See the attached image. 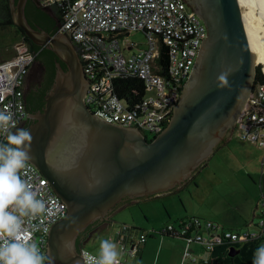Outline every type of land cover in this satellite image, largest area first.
Masks as SVG:
<instances>
[{"label": "water", "instance_id": "95a60500", "mask_svg": "<svg viewBox=\"0 0 264 264\" xmlns=\"http://www.w3.org/2000/svg\"><path fill=\"white\" fill-rule=\"evenodd\" d=\"M8 1L13 24L66 65L55 62L44 107L33 115L28 162L66 205L47 233L45 253L52 264H85L76 239L89 225L129 200L182 186L227 139L253 84V48L237 0H186L206 37L169 121L147 139L95 116L83 100L87 84L70 40L34 29L24 14L26 0Z\"/></svg>", "mask_w": 264, "mask_h": 264}, {"label": "built area", "instance_id": "2783aa9c", "mask_svg": "<svg viewBox=\"0 0 264 264\" xmlns=\"http://www.w3.org/2000/svg\"><path fill=\"white\" fill-rule=\"evenodd\" d=\"M37 1L43 7L60 11L56 33L66 36L74 46L87 84L83 100L89 110L106 122L135 128L150 138L158 134L169 121L172 106L206 37L205 25L186 0ZM131 32L143 33L144 49L127 53L137 46L126 40ZM15 50L13 58L0 63V110H10L17 126L27 116L22 99L23 83L36 51L30 50L22 38ZM127 80H139L141 95L136 84L121 83ZM234 126L237 137L264 148L263 83L252 84ZM3 140L0 134V141ZM21 176L37 197L46 202V211L35 219L25 218L24 224L27 234L45 252L47 233L53 223L65 216L66 205L32 163L28 162L21 170ZM263 176L264 157L260 179ZM259 186L257 232L240 234L224 230L212 221L190 217L165 223L158 233L184 240L186 246L180 264H188L187 247L191 243L211 250L216 245L264 237V188L261 182ZM128 229L122 226L114 234L122 258L136 255L148 237L141 232L130 243L126 239ZM80 254L85 264H92L90 257L96 255L83 247Z\"/></svg>", "mask_w": 264, "mask_h": 264}, {"label": "rangeland", "instance_id": "374dc122", "mask_svg": "<svg viewBox=\"0 0 264 264\" xmlns=\"http://www.w3.org/2000/svg\"><path fill=\"white\" fill-rule=\"evenodd\" d=\"M255 15L264 21V13L260 9H255ZM18 40H20V36L14 25L0 27V63L16 55L13 47ZM126 40L137 45L127 53L146 47V38L141 32L129 33ZM148 92L152 91L148 90ZM263 157L264 148L256 146L249 140L237 137L235 126H233L227 139L218 145L210 158L200 166L192 178L161 197L143 199L116 210L110 218L114 221L112 227L104 229V234L100 233L98 236L91 237L84 244V248L97 255L99 238L116 231L115 228L119 223L145 225V221L148 219L152 226L162 227L161 217L169 220L166 210L171 217L180 213L187 214L186 218L196 214L195 217H199L202 222L208 220L219 225H224V220L227 221L229 216L238 219L239 215H244L246 210L250 218L251 211L257 212L255 205L259 196V176ZM262 186L264 187V177ZM253 218L256 223L258 217ZM249 221L250 219L247 220V222ZM246 230L257 232L255 225H244L236 232L243 234ZM262 238L264 240V237ZM252 240L255 241V239ZM261 244H264V241Z\"/></svg>", "mask_w": 264, "mask_h": 264}, {"label": "clouds", "instance_id": "9594fccd", "mask_svg": "<svg viewBox=\"0 0 264 264\" xmlns=\"http://www.w3.org/2000/svg\"><path fill=\"white\" fill-rule=\"evenodd\" d=\"M0 134L4 136L0 141V264H52L24 226L25 218L32 220L46 211V202L21 176L31 158V131L17 128L13 113L4 109ZM120 256L115 242L101 239L98 254L90 259L92 264H120ZM252 264H264V244L255 249Z\"/></svg>", "mask_w": 264, "mask_h": 264}, {"label": "crops", "instance_id": "0c3cea01", "mask_svg": "<svg viewBox=\"0 0 264 264\" xmlns=\"http://www.w3.org/2000/svg\"><path fill=\"white\" fill-rule=\"evenodd\" d=\"M19 41L20 40H18L14 44V47H13L14 49H15V46H17V44L19 43ZM259 180H260V176H259ZM259 185H260V182H259ZM259 192H260V186H259ZM161 195H165V194H161ZM161 195L152 196V197L143 198V199L158 198V197H161ZM258 198H257V204L255 205L257 212H254V210L251 211L252 216L250 218H249V213L247 210L245 211L244 215H239L238 219H234L232 216H229V219L227 221L224 220V225H221L222 228L224 230L238 232V228H241L244 225H247V226L255 225L256 223H254L255 221L253 217L255 216L258 217V213H259ZM143 199L129 200L128 203L113 210L111 215L113 214V212H115L116 210H120L125 205L129 206ZM184 212H187V211L184 210ZM166 214L169 220H166L162 216L161 217L162 222H163L162 224H165L171 221H172L171 223H176L181 219H186V216H187V214L180 213V214H175L173 217H171L170 213L167 210H166ZM111 215L107 222H104L101 225L94 227L92 230L86 232V234L84 235V241H83V246H82L83 248H84V244L88 242L91 237L98 236L100 235V233L104 234V229L106 230L112 227V225L114 224V221L110 219ZM193 216L195 217L196 214H192L191 217ZM170 218H173V219L171 220ZM187 218H190V216ZM248 219H250L249 222H247ZM145 222H146L145 225H139L138 223L136 224L129 223L130 225L125 224V223H122V224L119 223V225L115 228L116 230H118L122 226H128L129 228L134 227L139 230L138 232L145 231L144 233H146L147 236L150 238V240H148L149 239L148 238L145 243L140 244L139 250L136 255L126 257V258H122L120 256V264H123L126 262H131L132 264H180L182 255L184 253V249L186 246L184 240H182L181 238H177V237L162 236L158 233L160 226L158 228L155 226H152L151 223H149L148 219ZM114 232L115 231L111 232L110 235H106L102 237L99 236L100 237L99 241L101 239H110L113 242H115L113 239L114 234H115ZM245 232L254 233V232H251L250 230H246ZM136 238H137V235L136 233H134L131 236V239L133 240V242H135ZM252 239H255V241ZM252 239L248 241H236V242L229 243V244L216 245L211 250H204L201 245L197 243H191L187 247L189 257L186 259L188 261V264H252L253 253L255 249L264 241L262 237L252 238ZM117 246H118V250L121 252L120 246L118 244ZM97 247L99 248V244ZM198 247L200 248V250ZM191 259H194V260L192 261Z\"/></svg>", "mask_w": 264, "mask_h": 264}, {"label": "flooded vegetation", "instance_id": "af4514ba", "mask_svg": "<svg viewBox=\"0 0 264 264\" xmlns=\"http://www.w3.org/2000/svg\"><path fill=\"white\" fill-rule=\"evenodd\" d=\"M24 14L25 17L28 21V23L36 30H41L45 31L48 34H55L56 30L54 32V27H55V16L54 13L51 11L50 8H45L41 6L37 0H26L24 4ZM20 38L23 39L24 43L27 44V46L35 47L38 46L40 47V50L43 51V48L48 50L49 52H52L53 59L54 61H58L61 65V67L66 70V65L58 59V57L55 55V53L46 48L45 46H39L33 43L28 37H26L23 33ZM45 57L44 55H40L33 64L39 65L40 69L39 70H33V68L30 67L28 70L27 74L25 75L24 78V83H23V102L25 105L26 113L27 116L24 120L19 122V124L16 126L17 128H29V126L35 121L33 115L36 114L38 111H42L44 107V96L45 93L42 92V76L44 73V66H45ZM54 62V64H55ZM55 73V72H54ZM15 131V129L13 130ZM145 136V135H144ZM147 139H150L149 136H145ZM135 199V198H133ZM125 200H129V198H125ZM122 201V202H124ZM106 219L103 220H97L94 221L91 225H89L84 232L80 233L76 239V246L78 250L80 251L82 246H83V241H84V235L86 234L87 231L92 230L94 227H97L101 225L104 222H107L110 215ZM78 242V244H77Z\"/></svg>", "mask_w": 264, "mask_h": 264}, {"label": "trees", "instance_id": "16d2710c", "mask_svg": "<svg viewBox=\"0 0 264 264\" xmlns=\"http://www.w3.org/2000/svg\"><path fill=\"white\" fill-rule=\"evenodd\" d=\"M51 11L54 13L55 16V27H54V32L57 29V26L59 24L60 21V11L59 9L56 8H50ZM8 25H14L10 16V10H9V1L8 0H0V27H5ZM15 26V25H14ZM16 27V26H15ZM17 32L19 34V36L23 35V31L21 29H19L18 27H16ZM29 49L32 51H36V56L34 59L37 60L39 58L40 55H44L45 57V66H44V73L42 76V94L45 93L49 87L51 86V83L53 81V77H54V72H55V65H54V59L52 57L53 53L49 52L48 50L43 48V51L40 50V47L35 46V47H31L29 45ZM40 69V66L38 65L37 70ZM263 83L264 84V70L263 68L261 69V65L257 64L255 67V73H254V78H253V83ZM121 83L123 84H136L138 86V91L140 92L141 95V83L139 82V80H127V81H121ZM259 182H261L262 185V179L259 180ZM176 189V188H175ZM128 234H127V241L132 243L133 240L131 239V236L136 233V235L138 233L139 230L137 228L134 227H130L128 230ZM137 231V232H135ZM78 244V242H77Z\"/></svg>", "mask_w": 264, "mask_h": 264}, {"label": "bare ground", "instance_id": "6f19581e", "mask_svg": "<svg viewBox=\"0 0 264 264\" xmlns=\"http://www.w3.org/2000/svg\"><path fill=\"white\" fill-rule=\"evenodd\" d=\"M247 39L253 48L255 63H260L264 70V21L255 15V9L264 13V0H237Z\"/></svg>", "mask_w": 264, "mask_h": 264}]
</instances>
